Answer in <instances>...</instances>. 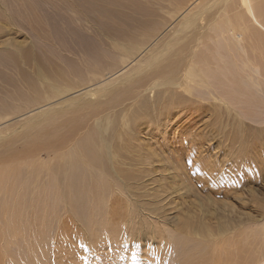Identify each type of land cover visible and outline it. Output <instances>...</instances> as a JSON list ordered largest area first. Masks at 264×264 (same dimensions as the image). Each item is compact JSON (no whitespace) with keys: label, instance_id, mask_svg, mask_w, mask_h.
<instances>
[{"label":"bare ground","instance_id":"6f19581e","mask_svg":"<svg viewBox=\"0 0 264 264\" xmlns=\"http://www.w3.org/2000/svg\"><path fill=\"white\" fill-rule=\"evenodd\" d=\"M13 1L19 7L1 6L0 18L8 19L11 13L38 17L33 1ZM252 2L227 0L220 6L221 14L211 20L209 34L194 33L195 38L164 62L160 55L148 57L149 61L162 58L152 69L145 66L146 58L141 60L131 69V74L126 72L127 76L120 78L113 90L98 93L86 88L72 92V95L80 93L63 98L46 111L48 117L43 120L49 127L39 124L30 127V139L21 145L22 151L10 148L0 153L2 165L8 160L22 159L27 169V158H31L30 165L38 171L28 172L25 178L13 169H0V242L8 244L0 250V264H6L4 257L9 253L10 243L16 245L14 250L19 253L21 242L27 243L22 245L25 251L34 246L37 250L39 246L34 255L37 261L32 255L29 264H88L77 257L69 261L74 254L68 249L78 247L89 248L91 251L85 254H92L93 260L96 251H105L101 254L102 264H158L159 258L162 264H264V210H253L260 216L256 219L243 204V196L235 194L241 187L242 176H250L242 171L249 168L248 157L255 150L251 142L246 143L251 147L244 142L243 119L256 107L258 96H263L260 91L264 84V1ZM190 7L172 25L176 35L195 19L196 7ZM257 19H260L258 23L244 28L247 44L241 43L243 33L238 21L246 25ZM200 44L205 48L196 52ZM140 56L131 57L130 61L140 60ZM111 76L113 72L103 77ZM239 76L244 77L239 79ZM49 88L50 98L54 99L67 92L58 84ZM31 92L35 94L33 102L42 104L37 88L32 87ZM104 95L107 100L99 99ZM196 97L216 99L225 106L226 124L213 133V138L223 139H217L216 147L210 144L205 147L203 140L198 142V134H189L192 121L200 115L199 108L211 112L218 108L212 104L204 107ZM25 100L28 101L26 96L22 97ZM259 102L264 103V96ZM83 105L88 111L83 117L57 120ZM44 106L33 109L30 115L42 111ZM9 111L0 104V120ZM219 115L216 112L213 120L217 121L218 117L220 121ZM40 116L26 123H35ZM256 118L264 119L255 115ZM13 137L8 138L12 141ZM5 140L0 145L4 146ZM163 142L169 145L166 147ZM8 145L11 147L12 143ZM174 146L177 150L173 153ZM215 148L217 151L211 155ZM42 156L47 158V168L39 171L34 163ZM163 163L171 169L182 165L181 171L170 175L171 180L178 181L175 189L170 185L173 193L171 188L163 186ZM149 173L151 176L144 179ZM151 178L160 180L151 187L153 184L148 183ZM200 187L210 190L213 197L208 193V198H202L201 194L199 199L196 194H200ZM230 198L237 204L239 201L235 200H240L241 205H233ZM176 200L180 202L175 205ZM171 210L175 211L173 217ZM72 213L78 219L74 226L81 233L76 236L79 240L74 238L77 243L63 241L68 233L65 220ZM72 231L77 234L76 230ZM157 238V248H151L150 241ZM106 257L111 262L107 263Z\"/></svg>","mask_w":264,"mask_h":264},{"label":"rangeland","instance_id":"374dc122","mask_svg":"<svg viewBox=\"0 0 264 264\" xmlns=\"http://www.w3.org/2000/svg\"><path fill=\"white\" fill-rule=\"evenodd\" d=\"M11 1L13 0H0V8L1 6H4L2 7L3 9H11L15 6L17 8L19 7V5H17L18 3L13 1L11 4ZM30 1H33L32 3L37 9L38 17L36 19H32L28 16H22L21 14L16 13H11L8 19L0 18V104L1 107H6L10 110L9 112L5 113L2 116L3 119L0 120V142L10 136H14L12 141H10L8 138L5 140L6 142L4 146L0 145V153L6 150L8 151V149L10 148H19L18 150L22 151L24 147H22L21 145L25 142V140L30 139V127L37 124L49 127L47 123H44V121L48 117L47 112L49 111L47 110L50 109L52 105L58 104L60 100H63V98L65 99L71 96H77L80 93L78 92L72 95V92L78 90L85 91L86 88L95 89L98 93L113 90L119 84L120 78H122V76L131 74L129 73L131 69L135 66V64L140 63L141 60L143 61V59L146 58L144 61V63L146 64L145 66L148 67V69H152L155 67L154 65L159 64L162 61V58H152L149 61L147 59L148 57L151 58L153 55H157L159 57L160 55L163 56L164 62L166 58L170 57L178 48H180V46L182 47L183 44L185 45L188 43V41L190 42L192 38H195V35H193L194 33H208V31H211L209 29V27H211V20L221 14L219 13L222 11H220V6H223L227 2V0ZM255 1L256 0H254V2L252 3H257ZM257 1L259 2V0ZM70 4L74 9H70ZM16 7L15 9H17ZM186 7H190L191 9H194L196 7V10L193 11H196V14L193 13L196 17L195 19H192L188 25H185V27L183 28V32L176 35L173 30L174 26L172 25L177 23L180 14L187 10ZM82 9L84 12H82ZM233 13L234 12H231L230 14L233 15ZM184 14L185 12L183 13V15ZM93 19H96L95 24L92 23ZM259 21L260 19H257L254 22L247 23L246 25H242V22L238 21L239 23H241V26H239V30H241L243 33L245 29L251 27L253 23H258ZM161 34L164 35V37ZM242 38L243 40H241V43L247 44L244 33L242 34ZM121 47L125 48L124 50H122L123 52H120L119 50ZM247 47L249 46L247 45ZM204 48L205 45L200 44L198 49L196 48L195 50L196 52H199ZM145 50L148 51L147 53L149 55L145 53ZM139 55H142L139 57L140 60L136 59L130 61L131 57L134 59ZM124 63L127 64L124 65ZM95 66H98V68L93 69V67ZM39 72L42 74L41 76L38 74ZM112 72L113 76L109 78L103 77L105 74ZM241 76H239L238 78L241 79L244 77ZM100 80L104 81L99 82ZM52 84H58L61 88L67 91L66 94L60 95L58 99L50 98L51 95L49 94V87ZM190 86L193 88L195 87L192 82H190ZM32 87H36L37 90L41 93L42 98L40 102L42 101V104L33 102L35 94H32L31 92ZM182 92L185 95H189L184 90H182ZM260 95L264 96V84L261 86ZM24 96H26L28 101H22V97ZM263 96H258L261 102ZM99 99L107 100V96L104 95L102 97H99ZM197 99L200 100V98ZM259 100L256 104V107H252L254 109H251L250 115L246 117L249 119V121L246 118L243 119V129L245 131L244 142L246 141L245 144L248 141L249 143L251 142L250 144L252 145V147L249 143L246 145H249L248 147L255 148V150L258 149V151H252L255 157L252 155V153L249 156L250 158L248 157L247 167L249 168L243 170L242 174L246 173L247 171L250 176H242V179L240 180L241 187L236 191L239 194L235 193L237 194V196H243L242 200L244 202H242L247 206V211L250 213L251 211L253 212V210H256L255 212L264 210V103L261 104ZM200 101L204 105V107H206L207 104H212L213 106H217L218 108H212L213 112H211L212 110L210 111L205 108V110L203 108H199L197 111L200 112V115H198L197 118L192 121L189 134H198V142H202L203 140L202 143L205 145V147L208 144L216 147L214 143L217 141V139L218 141L223 140L220 137V139L218 137H216L215 139L213 138V136L217 133L216 131L218 129H221L226 124L227 116L225 114V106H223V104H221L216 99H210L208 101L205 98H201ZM86 102H84L83 104H86ZM32 103H34V105ZM41 105H45L42 111L39 110V112L37 111L38 113H33L31 116V111ZM81 105L82 103H80V106ZM258 105H260L261 107ZM80 106L74 112L66 114V116H61L57 120H62L64 118L75 119L77 117H83L84 114L88 113V111H85L84 105L83 108H80ZM10 107L15 109H10ZM255 108H259L260 110H256ZM252 110L255 111L253 112ZM216 112L220 114V121H218V117H216L217 121L213 120L214 114ZM21 114L24 115L21 116ZM36 115H41L40 117L43 118L34 120L35 123H26V121ZM255 115L258 118L263 117L261 118V120L263 119V122L257 121V118L255 119ZM193 122L196 123L193 124ZM218 122H220V124ZM180 130L181 129H179V131ZM157 141L162 142L161 139H158ZM11 143L12 145L11 147H9L8 144ZM188 143L189 145H192V142ZM255 143L257 144L256 147L253 146L256 145ZM168 145L169 144L164 143V146L167 147ZM258 146H260V148ZM185 147L187 148V145H185ZM176 150L177 147L174 146L172 150L173 153ZM216 151V148L213 149L211 155ZM30 160L31 158H27V169H25L22 159L8 160V163L4 162L3 165L0 164V169L1 171L13 169L17 174L21 173L26 178L27 173L30 171L38 173V171L36 172L34 167L30 165ZM251 160L253 162H251ZM34 161H36L35 158ZM47 162V158L45 156H42L40 157V161H36L34 165L37 166L40 171V169H42L43 167L47 168ZM164 165L165 163H163L162 172L163 175H165L163 176V186L171 188L173 193V188L175 189L178 186V181L175 182V180H171L170 175L181 171L180 167H182V165L180 164V166L174 169H171L168 166L164 167ZM147 166L149 167V165H144L143 167ZM185 166H189L188 162L185 163ZM150 176L151 173H149L144 179H147ZM159 180L160 178H151L148 183L153 184L151 186L153 187L154 185H156L154 183ZM170 181H172L174 185ZM170 185L173 186V188ZM245 190L247 191V193ZM198 193L200 194L196 195L199 199L202 195V198H208V195H206L208 193L209 196L213 197V194H210V190H208L207 192L206 190L204 191V189L201 187L198 189ZM179 200H181L180 197ZM230 201L233 203L234 198L233 200L230 198ZM235 201H239V204L234 202L233 205H241L240 200ZM179 202L180 201L176 200L175 205ZM255 212L251 214L254 215L256 219H259L260 216H258ZM174 213L175 211L171 210L172 215L170 217H173L175 215ZM1 214L2 210L0 211V216ZM67 216L68 220H70L69 223L68 220H65L68 226L66 231L70 233L69 235H71L72 238L70 239V236L68 235V237V233H66L67 240L63 239V241L69 242L70 240V242L73 241V243H77V240H79L78 237L81 233L80 228H77L74 225L78 224V219L75 218L73 213L72 216L69 214H67ZM262 220H264V218ZM0 221H2L1 217ZM0 223L2 224V222ZM71 228L72 230H76L77 234L75 231H69V229ZM115 229L119 230L122 228L115 226ZM72 233L74 234V237ZM75 237L77 238V240L74 239ZM156 241L159 242V238L150 241V244L152 245L151 248H157L159 243L157 244ZM141 242L144 243L145 240H142ZM0 244L2 246H0L1 251L5 247V245H8H3L1 242ZM10 244L11 248L13 247V250H11L10 248L11 251L9 250V253L4 257L6 264H29V261L32 260V255L33 258H35L34 261H37L36 256L34 255H36L35 252L38 250L39 246L37 247V250L34 246L26 248L25 251V248L22 247V245H25L27 243L24 244L21 242L20 246L22 250L21 252L17 253L14 250L16 248V245H12V243ZM29 251H32V253H30ZM68 251L74 254L73 257L69 259V261H71L72 258H74L75 260V258L77 257L78 260H82L84 262L87 261L88 264H102L103 262H101V254L105 253V251H96V258L95 260H93L92 254L91 256L85 254L91 251L89 250V248L82 249L78 247L72 250L68 249ZM80 253L82 254L80 255V257H78ZM110 256L113 260H115L111 252ZM8 257L12 258V260H9L10 258ZM111 258H105V260L108 261L107 263L111 262ZM158 261V264H162L160 258L158 259ZM112 264L116 263L113 262Z\"/></svg>","mask_w":264,"mask_h":264}]
</instances>
